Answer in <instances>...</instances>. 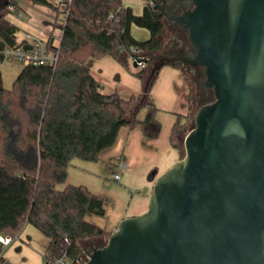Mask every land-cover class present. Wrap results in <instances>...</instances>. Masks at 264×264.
Returning a JSON list of instances; mask_svg holds the SVG:
<instances>
[{
  "label": "water",
  "instance_id": "obj_1",
  "mask_svg": "<svg viewBox=\"0 0 264 264\" xmlns=\"http://www.w3.org/2000/svg\"><path fill=\"white\" fill-rule=\"evenodd\" d=\"M185 8L173 20L192 50L155 62L147 85L181 60L204 68L215 99L197 110L184 157L155 180L148 211L85 250V264H264V0Z\"/></svg>",
  "mask_w": 264,
  "mask_h": 264
},
{
  "label": "trees",
  "instance_id": "obj_2",
  "mask_svg": "<svg viewBox=\"0 0 264 264\" xmlns=\"http://www.w3.org/2000/svg\"><path fill=\"white\" fill-rule=\"evenodd\" d=\"M31 2L63 14L54 0ZM124 2L72 0L67 16L55 23L63 35L54 68L26 65L11 90L3 87L0 71V236L14 241L24 226H34L51 240L43 255L45 264L64 257L75 260L84 253L82 241L105 233L86 219L104 214L98 196L82 186L59 189L68 180L70 163L76 158L98 161L103 151L115 145L122 127L141 123L149 137L161 131L155 120L157 108L150 100L156 76L146 83L143 95L125 100L102 93L86 65L88 58L107 55L128 65L133 47L147 54L162 50L165 25L157 11L147 4L138 16ZM11 4L16 7L18 2ZM8 13L0 14V62L5 48L17 45L19 29L6 20ZM112 13L115 18H110ZM133 26L149 31V39H135ZM47 44L56 48L53 39ZM194 102L191 97L189 104ZM143 106L148 113L139 122L137 115ZM180 117L170 139L176 148ZM0 264H9L3 250Z\"/></svg>",
  "mask_w": 264,
  "mask_h": 264
},
{
  "label": "rangeland",
  "instance_id": "obj_3",
  "mask_svg": "<svg viewBox=\"0 0 264 264\" xmlns=\"http://www.w3.org/2000/svg\"><path fill=\"white\" fill-rule=\"evenodd\" d=\"M125 1H128L125 4L130 5L136 13H143L145 4H149V0ZM132 35L138 41H144L150 37L149 31L137 26L132 27ZM17 39L19 42L20 38ZM186 39L188 41L187 34ZM171 42H173V30L165 25L163 47ZM158 54L159 52L147 55L148 68L141 74L131 61L128 65H123L110 55L100 59L88 58L86 65L90 69L91 61L98 62L99 65L93 68V73L104 87V93L117 94L127 100L132 96L143 95L149 73ZM24 67L25 65L14 60L0 62L5 89H12ZM90 71L92 74L91 69ZM197 89V85L193 83L186 70L171 64L163 66L150 90V100L157 108L155 120L161 126L159 135L157 137L145 135L141 123L134 128L125 126L120 129L115 145L103 151L98 161L89 162L76 158L70 163L68 180L65 185L59 186V189H63L66 185L85 187L103 201L104 207L103 215L92 214L86 218L88 222L104 229L105 233L102 237L82 241L80 244L84 251H88L93 244L105 246L110 235L117 230L123 219L139 216L148 211L153 187L152 177L156 180L184 157L185 137L195 126L197 110L206 103L205 101L199 103ZM191 97L195 100L193 105L189 104ZM213 97L212 94V99ZM147 113L148 107L143 106L137 115V120L143 122ZM179 117L182 125L177 141L178 149L171 144L170 139ZM114 175H119L120 179L116 180ZM22 234V239L30 237V242L24 244L22 253H16L15 247L9 253L14 254L17 264L23 263L25 259H28L29 264H40L39 258L43 257L42 252L46 250L48 237L32 225L24 226L20 235Z\"/></svg>",
  "mask_w": 264,
  "mask_h": 264
},
{
  "label": "crops",
  "instance_id": "obj_4",
  "mask_svg": "<svg viewBox=\"0 0 264 264\" xmlns=\"http://www.w3.org/2000/svg\"><path fill=\"white\" fill-rule=\"evenodd\" d=\"M50 1L53 2V0ZM17 2L18 5L15 7V10L9 12L8 15L6 16V20L9 21L11 24L15 25L16 27H18L19 29L18 33L15 36L17 45L28 46L32 43L33 39L37 38L43 40L46 43H48L50 39H53V45L55 47H59L62 39L63 31L59 28H55V23L58 20L63 21L64 15L62 13L59 14L58 11L55 10L53 7L34 4L31 2V0H17ZM125 2H124V6L131 7L130 5H126ZM134 13L138 16L142 15V13H136L135 11ZM17 38H20L19 42ZM98 65H99L98 62L91 61L90 69L92 70L93 76H94L93 68ZM94 78L99 84V89L104 93L103 91L104 87L100 84V82L96 79L95 76ZM151 180H153L152 184H154L155 178L152 177ZM23 234L20 235L19 239L12 241L11 244L8 246H2V244L0 243V251L3 250V255L9 264H17V262L14 260L15 259V257L13 256L14 254L9 253V251L15 247L16 253H22L24 244L30 242L31 239L30 237H28L27 239H22ZM46 240H47V245H46L47 247L50 244L51 240L49 238H47ZM45 251L46 250L42 252V256L45 254ZM39 260H40V264L44 263L43 257L39 258ZM21 264H29L28 259L23 260V263Z\"/></svg>",
  "mask_w": 264,
  "mask_h": 264
},
{
  "label": "built area",
  "instance_id": "obj_5",
  "mask_svg": "<svg viewBox=\"0 0 264 264\" xmlns=\"http://www.w3.org/2000/svg\"><path fill=\"white\" fill-rule=\"evenodd\" d=\"M12 2V0H11ZM58 8L65 16H67L69 7L72 4V0H54ZM7 10L12 12L15 10V6L11 3L8 5ZM115 13L110 15V18H115ZM4 61H18L23 65L31 66H50L55 67L58 61L59 47L50 48L46 42L40 39H33L32 43L25 48V45H16L13 47H6L3 51ZM148 54L139 49L131 48L130 50V61L134 64L136 68L140 71L146 70L148 68ZM116 180L120 179L119 175H114ZM12 242L10 237L0 236V243L2 246H8ZM89 257L86 252H84L80 257L75 260H70L66 257L54 259L50 264H85Z\"/></svg>",
  "mask_w": 264,
  "mask_h": 264
},
{
  "label": "flooded vegetation",
  "instance_id": "obj_6",
  "mask_svg": "<svg viewBox=\"0 0 264 264\" xmlns=\"http://www.w3.org/2000/svg\"><path fill=\"white\" fill-rule=\"evenodd\" d=\"M187 2L188 0H155L154 5H157L158 9L154 10L157 11L158 18H160L165 25L173 30V42L162 48V50L156 57L155 62H158L162 59L166 60L178 56L187 57L188 52L192 50L189 42L186 39L187 32L184 29L178 27L173 20L174 15H181L185 11V4ZM149 4H151L150 0ZM165 65H167V63ZM171 65H176L182 70H186L190 74L193 83L198 87L197 99L199 103L201 101H205L206 103L204 104H208L214 101L215 97H213L212 99V94L214 95V92L210 89H206L203 86V83L205 81L203 67H193L188 62L185 63L181 60L175 61ZM100 246L101 245L99 244H93L89 247V251H92L93 249Z\"/></svg>",
  "mask_w": 264,
  "mask_h": 264
}]
</instances>
